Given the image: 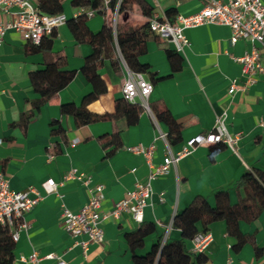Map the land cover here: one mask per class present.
<instances>
[{
	"label": "crops",
	"instance_id": "obj_1",
	"mask_svg": "<svg viewBox=\"0 0 264 264\" xmlns=\"http://www.w3.org/2000/svg\"><path fill=\"white\" fill-rule=\"evenodd\" d=\"M149 13L135 4L119 15L122 25L137 26L149 23L153 13L160 16L173 8L177 14L198 12L204 0H143ZM227 2L229 0H221ZM64 13L71 19L77 9L64 2ZM69 10V12H68ZM70 13V14H69ZM104 21L97 16L89 19V28L97 32ZM53 51L32 53L28 42L16 30H8L0 42V173H3L16 191L37 188L44 196L30 211L24 213L28 230H21L14 250L13 264H31L20 260L33 252L41 264H57L62 257L67 264H135L134 255L145 256L177 212L188 207L199 195L214 204V194L228 190L231 201L244 198L237 192L236 183L246 171H264V75L246 91L238 89L230 94L233 80L242 84L245 77L242 66L234 56H242L251 49L248 40L240 39L231 44V28L208 23L188 28L185 34L189 45L181 58L176 57L178 70L173 71L168 50H176L152 33L147 42V52L140 57L150 65V70L169 77L153 83L148 98L149 110L137 98L125 117L108 119L77 126L72 115L61 111L63 104L81 106L83 98L92 90L81 69L85 58L92 54L88 43H77L67 23L57 27ZM58 56L65 57V68L76 70L74 79L41 110L21 123L37 97L31 73L43 69ZM129 67L115 54L105 58L99 72L107 92L87 106L96 114H115L116 99L123 97V85ZM149 80L147 74H144ZM142 107V108H141ZM168 109L179 125L182 141L171 144L167 127L159 122L155 112ZM226 113V123L232 135H238L237 151L223 143L197 147L191 154L172 165L170 172L159 175L152 182L153 194L144 209L143 221H136L124 213L120 219L108 218L103 223L105 240L90 243L85 252L83 235L73 237L63 225L62 204L78 212L90 198V188L104 185L102 209L108 211L113 203L128 197L137 183L145 182L150 167L144 155L129 150L136 145H155L153 163L163 164L165 158L182 149L185 143L199 133L213 129L219 115ZM57 120L62 132H53ZM119 139L113 140L115 133ZM164 134L165 136H161ZM79 142L73 146L74 140ZM120 142V146L116 144ZM53 154L52 159L49 154ZM75 169L77 174L90 177L87 185L80 180H65L66 174ZM54 179L59 184L58 194L46 193L43 183ZM155 223L157 232L145 239L144 245L130 248L127 234L137 231L142 224ZM244 233H254L255 241L240 252L232 248L235 240L228 236L223 221L211 225V240L203 253L208 257L204 264H264V213L253 223L241 222ZM181 238L179 229L171 227L166 241ZM163 242V241H162ZM192 248V241L189 243ZM262 252L256 255V249Z\"/></svg>",
	"mask_w": 264,
	"mask_h": 264
},
{
	"label": "built area",
	"instance_id": "obj_2",
	"mask_svg": "<svg viewBox=\"0 0 264 264\" xmlns=\"http://www.w3.org/2000/svg\"><path fill=\"white\" fill-rule=\"evenodd\" d=\"M123 0H104L103 10L105 18L111 22L116 31L119 11ZM93 9H77L74 18L85 15L91 19L95 16ZM65 14L50 15L43 13L37 0H0V42L3 41L8 30H16L27 42L40 43L44 36L50 35L53 29L67 23ZM208 23L225 25L231 28V44L235 45L240 39L248 40L251 49L242 56H234L235 62L242 66V73L245 80L238 84L233 80L229 93L233 94L238 89L246 91L250 86L258 82L259 77L264 75V0H204L202 9L198 12L183 15L177 14L175 21H172L165 14L160 16L153 13L149 17L150 31L161 40L172 43L175 49L183 53L189 45V39L185 34L188 28L199 27ZM153 83L146 79L144 74L128 70L127 77L122 88L123 96L130 102L137 98L142 100V106L149 110L148 98L153 91ZM161 136H165L161 134ZM239 136L232 135L227 127L226 113L219 115L212 130L206 133H199L190 138L181 150L170 154L165 158L163 164L153 163L155 145H136L129 148L136 154L144 155L150 167V173L145 182L137 183L135 189L128 197L116 201L110 210L102 209L104 201V185L98 184L90 188L89 201L78 211L72 212L62 204L61 215L65 230L73 237L87 236L88 240L82 243L86 252L90 243L101 244L105 240V231L102 223L108 218L120 219L124 213L132 215L138 221H143L144 209L148 200L153 194L152 182L159 175L170 172L172 165L183 157L191 154L197 147L223 143L232 150L237 151ZM1 142V140H0ZM79 141L76 139L72 145ZM54 155L49 154L52 159ZM65 180H80L85 184L90 183V177L85 174H77L71 169L65 176ZM59 184L54 179H48L43 183L46 193H58ZM41 192L35 187L26 190L16 191L11 189L9 179L0 173V224L12 229L14 241L19 239L21 230H28L29 223L25 220L24 213L30 211L40 200L43 199ZM165 228L162 245H164L168 230L172 227L159 222ZM211 234L198 233L192 240L191 250L196 253L203 252ZM49 258L56 257L57 264H67L60 256L49 255ZM22 262L41 264V259L33 252L29 256H22Z\"/></svg>",
	"mask_w": 264,
	"mask_h": 264
},
{
	"label": "trees",
	"instance_id": "obj_3",
	"mask_svg": "<svg viewBox=\"0 0 264 264\" xmlns=\"http://www.w3.org/2000/svg\"><path fill=\"white\" fill-rule=\"evenodd\" d=\"M66 0H37L38 6L43 13L58 15L64 13V2ZM74 9H93L95 16L104 15V0H68ZM138 4L149 13L143 0H123L119 15ZM174 9L166 11L170 20L174 16ZM89 18L85 15L72 17L67 21L69 28L77 43H88L93 47L91 55L85 58L81 69L85 78L92 85V90L83 98L81 106L74 103L63 104L61 111L73 116L77 126H83L108 119H119L125 117L127 112L135 106L134 103L121 97L116 99L115 114H96L87 109V106L96 101L102 94L107 92V85L99 70L105 58L115 54L117 59L123 60L133 72L147 74L152 83L161 81L168 76H161L150 70V65L141 61L140 57L147 52V42L152 36L149 23L144 22L137 26L122 25L118 19L116 31L111 22L106 18L102 28L94 32L88 26ZM57 28L50 35L44 36L40 43L28 42L29 51L32 53H48L53 51L54 41L57 38ZM168 58L172 70H178L176 57L181 58L177 50H168ZM65 57L58 56L54 62L47 63L43 69L31 73V81L37 97L31 101L32 108L25 114L21 123L37 114L42 106L49 102L56 94L64 89L76 76L77 71L65 68ZM142 108V107H141ZM159 122L167 127V138L171 144L182 141V135L177 120L168 109L155 112ZM53 126H58L57 120ZM61 125L53 132H62ZM119 139L116 132L113 142ZM120 146V142L116 144ZM237 192L242 193L244 198L236 203L231 201L228 190H219L214 194V204L202 195L197 196L185 209L176 213L172 227L179 229L181 238L166 241L162 245L164 233L159 234L156 243L145 256L134 255L135 264H204L208 257L203 252H193L189 243L198 233L210 232L211 225L223 221L226 224L228 236L235 242L232 248L240 252L244 246L255 241L254 233H244L241 222L253 223L264 213V171H246L236 183ZM157 232L155 223H145L132 233L127 234L130 248L135 249L144 245L145 239ZM16 241L12 236V229L0 224V264H13L15 260L14 250ZM262 254L256 249L257 257Z\"/></svg>",
	"mask_w": 264,
	"mask_h": 264
},
{
	"label": "rangeland",
	"instance_id": "obj_4",
	"mask_svg": "<svg viewBox=\"0 0 264 264\" xmlns=\"http://www.w3.org/2000/svg\"><path fill=\"white\" fill-rule=\"evenodd\" d=\"M68 12H69V10H68ZM97 17H98V19H102L103 21L105 20V16L104 15H98Z\"/></svg>",
	"mask_w": 264,
	"mask_h": 264
}]
</instances>
